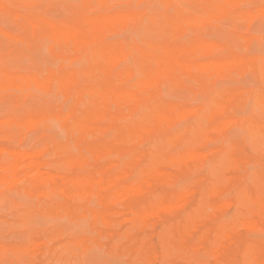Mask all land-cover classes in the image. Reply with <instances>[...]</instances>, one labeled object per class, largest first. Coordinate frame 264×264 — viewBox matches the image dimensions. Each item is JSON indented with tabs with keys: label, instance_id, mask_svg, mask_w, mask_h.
<instances>
[{
	"label": "bare ground",
	"instance_id": "6f19581e",
	"mask_svg": "<svg viewBox=\"0 0 264 264\" xmlns=\"http://www.w3.org/2000/svg\"><path fill=\"white\" fill-rule=\"evenodd\" d=\"M141 3L149 6L140 9L137 5ZM247 4L254 7L245 9ZM257 15L264 17L261 0H0V102L24 107L15 115L0 119V137L11 138L30 132L45 138L31 151H5L0 146V188L22 186L27 194L46 200L41 209L44 213L59 218L62 214L71 217L83 212L94 219L95 227L99 223L104 227L112 226L114 217L120 214L118 206L128 210L129 215L123 221L130 223L132 233L156 220L174 217L180 208L178 202H187L191 194L185 190L176 198L166 191L156 194L159 183L166 185L173 178L162 170L161 164L180 167L202 163L204 154L194 147L211 140L213 134L222 136L229 126L237 127L235 124L247 130L254 150H264V91H257L253 101L247 98L253 103L252 117L247 119L235 115V106L242 99L239 93L217 91L209 86L214 77L241 67L254 72L264 85V55L214 58L215 43L204 40L207 34L220 33L228 25L235 31L232 36L236 39L257 40L264 45L260 30H256L259 35H250V38L237 32H251V20ZM4 21L15 27H4ZM132 29L139 40L124 43L109 38ZM188 33L192 34V39L182 41ZM44 50L58 61V69L44 70L33 63L25 72L15 71L23 59L42 57ZM2 53H9L15 65L9 64L8 57ZM73 57L80 58L79 67L67 66ZM164 87L181 92L199 91L207 100L196 109H175L159 103ZM37 90L42 94L45 91L48 95L74 98V105L64 113L57 106L36 104L34 91L37 93ZM188 114L197 117L192 136L188 135L189 131L170 135L167 127L179 118L181 122ZM206 119L210 122L207 126L202 123ZM52 122L66 130L67 142L59 141L51 133ZM90 137L96 143H85ZM154 138L158 140V150L143 165L144 155L135 148V143ZM177 141H186L187 145L173 155H159L160 150ZM71 142L76 144L77 151H73ZM123 149L132 157L122 168L114 171L109 166L90 164V159L100 160ZM55 155L61 159L48 171L46 167L51 163L45 157ZM225 156V168L216 169L218 180L211 186L210 196H219L220 185L227 182L225 171L240 163L230 149L225 150ZM133 174L136 175L134 180L127 183ZM252 179L255 192L242 186L234 199L245 211L243 214L231 223L223 221L203 230L198 236L199 244L188 247L187 237L204 227L223 207L220 203L211 204L209 208L213 213H209L198 204L176 228H167L161 239L160 256L201 260L203 253L199 246L212 234L214 240L206 255L221 263L226 251L237 244L234 236L239 229L260 228L256 218L264 225L261 205L264 173L254 174ZM92 198H95L94 203L98 200L104 205V210L91 208L95 206ZM91 200L94 206H90ZM79 226L85 227L80 223ZM88 244V239L81 237L65 250L71 253L74 248L86 249ZM242 244L245 264H264V244ZM157 256L156 251L150 250L141 253L140 260L151 262Z\"/></svg>",
	"mask_w": 264,
	"mask_h": 264
},
{
	"label": "rangeland",
	"instance_id": "374dc122",
	"mask_svg": "<svg viewBox=\"0 0 264 264\" xmlns=\"http://www.w3.org/2000/svg\"><path fill=\"white\" fill-rule=\"evenodd\" d=\"M148 6V3H141L139 5L140 9H145ZM252 7L254 6L248 4L244 5L245 9H250ZM253 19L254 21L251 20V32H247L245 30H239L237 32L250 38V35H256L259 32L258 30H260V36H264V17L257 15ZM2 25L4 27L10 28L15 27L14 24L9 22L7 23L5 21L2 23ZM256 30L258 32H256ZM233 32L235 31L230 26L225 25L220 33L211 32L204 36V40L206 42L213 44L215 43L214 47L217 50L219 49L217 52L215 48L213 49L212 56L214 58H228L230 56L244 55L256 57L264 55V45L261 42L251 39L248 41L236 39L232 36ZM192 37V34L188 33L183 37L184 39L182 38V41H188L192 39ZM109 38L110 40L119 39L124 43L139 40L136 31L133 29L121 36H111ZM220 45L222 48L219 47ZM45 52L47 51L44 50L43 56L37 57L36 59H23V63L21 66L15 67V71L18 73L25 72L30 66H33V63H37L38 65L42 66L44 70L58 69V61ZM2 55L4 57H8L7 62L9 64L15 65V61L9 57V53H2ZM80 65L81 63L79 57H73L72 63L67 64L68 67H79ZM209 86L215 88L217 91L225 90L231 93H239L237 95H239V97L242 99H240V102L235 106V115L237 116L238 114L237 117L247 119L252 117L253 103L251 102L253 101V97L255 96L256 92L264 91V85L258 81L256 74L250 70L248 71V69H245L244 67L234 70L231 69L226 71L223 76L214 77L209 83ZM171 89L172 88L170 87H164L162 90L161 99L159 100L160 104H167L175 109H183L187 107L189 109H196L199 105L207 100V97L199 91L189 92V90L186 89L185 92H181L172 89L171 92ZM39 91L37 90V93L34 91V101L36 104L47 105L49 107L57 106L63 112L66 111V113H68L70 107L74 105V98L65 97L62 94H60L61 96L49 94V96L45 91L43 92V95ZM242 91H246L247 95H244V92ZM247 98H250L252 101H250V99L248 100ZM59 100L60 102L62 101V103H60ZM23 108V106H11L8 103L0 102V119L15 115ZM242 115H245V117ZM183 119L180 122L179 118L167 127V131L170 135H175L183 131H189L188 135L190 137L192 136L194 125L197 123L196 115L188 114ZM204 120L202 121L204 125L207 126L210 124L207 119L206 121ZM235 126L237 127H234V125L229 126L222 136L213 134L211 140L209 139V141H205L203 145H199L196 148L194 147V149L204 154V160L202 163L197 165L190 163L180 167H174L168 164L160 165L162 170L172 174L173 178L168 183H165L166 185H163L164 183H159L156 194L161 191H166L168 194H170V196L176 198L178 193L185 190L191 195L189 199L190 201L188 200L187 202H178L180 208L177 209L178 211L174 217L161 219L159 221L156 220L154 224L152 222L153 225H149L150 229L149 226L146 228H139V230L134 229L132 233V227L130 223L123 221V219L129 215L128 210L121 208V206L117 207L118 213L120 214H117L116 217H114L115 223L112 225L113 227H104L102 223H99L97 227H95L92 224L94 219L89 218L91 216L85 215L83 212L79 214L75 213L71 217L62 214V217L54 218L53 215H48L41 210L46 204V200L44 198L27 194L25 191H23L22 186L13 188H0V190L3 192V195L0 196V264H130L132 261H142L140 260L141 253L146 254V252L150 250L156 251L158 255L157 257L153 258L150 264H162V262H168V264H183L184 261H191L192 259H186L177 256H172L171 258H164L160 256L161 239L167 232V228H176L184 216L190 213L198 204H201L203 209L207 211L209 210V213H213V211L209 208L211 204H223V207L221 208L222 210L224 209L223 211L220 209L216 215L212 216L209 221H206L204 227H200L198 231L192 232L191 235L187 237V242L189 243L188 247L193 244H199L198 236L203 230L213 228L217 223L229 221L230 218L231 220H233V218L236 219L240 214L245 212L241 206L234 201L238 189L242 186H245L254 193L256 185L252 179V175L264 173V150H254L250 141L248 140L247 130L240 125L235 124ZM51 127V133L59 141L67 142L68 137L65 129L59 126V124H55V122H52ZM0 140V146L4 148L5 151L13 150L24 152L38 148L44 142L45 138L44 136H37L33 133L26 132L21 136H15L11 138L0 137ZM71 143L74 149L73 151H77L76 144L73 142ZM85 143H96V140L90 137L85 141ZM186 145V141H177L171 147H168L165 150H160L159 155L163 157L173 155L181 151ZM135 148L144 155L142 161L144 162L143 165H145L146 162L151 160V157L154 156V153L158 150V140L154 138L150 140L138 141L135 143ZM228 149L231 150V153L235 158L240 160V163L236 168L225 171L226 173H224V175L227 182H225L223 185H220L219 196H210L208 193L211 190V186L218 180V172L216 169L225 168V150ZM85 154H88V152H85ZM112 155L113 156L109 155L105 157L106 159L102 158L103 160L90 159V164L93 167L109 166L111 170L115 171L119 168H122L123 164L132 157V155H130L126 149L121 150L119 153H113ZM4 157H7L6 154H4ZM88 157H90V155ZM45 159L51 163V165L48 166L49 168L46 167V169L48 171H52L55 168L56 163L60 161L61 156H47ZM135 174L128 178L127 183H130L134 180L136 176ZM58 182L60 183L61 180L58 179ZM168 184L169 188H167ZM94 199L93 204L95 206L91 204V200L90 206H94L91 208L98 211L104 210L105 206L97 202L98 200H96V203H94ZM180 203L184 204L181 205ZM224 203L227 205H224ZM256 219L259 222L260 228L258 227L251 230L239 229L234 236L237 246L235 245L231 249H228L229 251H226V253L223 255V261L221 263L216 262L214 259L206 255V252L210 249L214 240L212 234L208 236V239L204 242V244L199 246L201 254L203 253L201 255V260L206 261L208 264H245L242 257V243L259 242L264 244V225L261 220H259V218ZM83 220H85L86 223ZM79 223L83 224L84 226L85 224L87 225L83 228V226H79ZM100 225L103 226V228ZM78 226L79 228L75 229ZM87 227L88 230H86ZM92 235H95V237ZM81 237L88 239L89 244L86 249L81 250L80 248L75 249L73 247L74 249L71 250V253L65 250V247L73 246L71 243ZM101 239L103 240L101 241ZM39 242L40 244H37ZM65 244L66 246H64ZM40 247H43L44 249ZM58 247L60 248L58 249ZM82 253L83 256L81 255ZM84 260H86V262Z\"/></svg>",
	"mask_w": 264,
	"mask_h": 264
},
{
	"label": "snow or ice",
	"instance_id": "6c2138e0",
	"mask_svg": "<svg viewBox=\"0 0 264 264\" xmlns=\"http://www.w3.org/2000/svg\"><path fill=\"white\" fill-rule=\"evenodd\" d=\"M261 7L264 8V0H261ZM261 205H262V208H264V195H262ZM229 222L231 223L232 220L230 219ZM130 264H150V262L149 261H132L130 262ZM162 264H168V262H162ZM183 264H207V262L203 260H191V261H184Z\"/></svg>",
	"mask_w": 264,
	"mask_h": 264
}]
</instances>
